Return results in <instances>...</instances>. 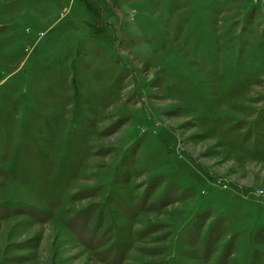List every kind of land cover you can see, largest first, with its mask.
<instances>
[{
	"label": "rangeland",
	"instance_id": "374dc122",
	"mask_svg": "<svg viewBox=\"0 0 264 264\" xmlns=\"http://www.w3.org/2000/svg\"><path fill=\"white\" fill-rule=\"evenodd\" d=\"M0 264H264V0H0Z\"/></svg>",
	"mask_w": 264,
	"mask_h": 264
}]
</instances>
